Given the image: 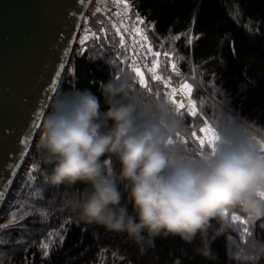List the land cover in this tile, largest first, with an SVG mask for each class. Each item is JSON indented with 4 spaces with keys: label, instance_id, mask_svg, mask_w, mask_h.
<instances>
[{
    "label": "trees",
    "instance_id": "trees-1",
    "mask_svg": "<svg viewBox=\"0 0 264 264\" xmlns=\"http://www.w3.org/2000/svg\"><path fill=\"white\" fill-rule=\"evenodd\" d=\"M101 2L112 15L125 16L129 26L145 33L147 40L140 45L146 62L152 68L158 61L157 70L169 86L151 76L145 78L126 41L121 47L122 37L94 8L83 21L92 30L91 36L85 41L78 35L49 112L62 93L73 89H89L104 107L101 83L130 73L136 88L168 99L173 89H179L188 106L176 111L189 133L195 130L198 137L204 122L210 125L218 112L221 118L247 120L264 129V0ZM135 40L131 39L137 43ZM137 68L147 88L140 86L134 71ZM185 83L192 88L196 117L188 113ZM185 140L189 147L198 144L192 135ZM35 153L36 145L1 208L0 264H264V218L252 224L239 220L230 225L213 219L203 238L197 234L188 242L179 235H161L143 249L125 234L79 222L62 207L64 188L55 189L43 182ZM84 187L78 184L70 191ZM45 243L47 249L42 247ZM204 244L210 257L199 251Z\"/></svg>",
    "mask_w": 264,
    "mask_h": 264
},
{
    "label": "clouds",
    "instance_id": "clouds-1",
    "mask_svg": "<svg viewBox=\"0 0 264 264\" xmlns=\"http://www.w3.org/2000/svg\"><path fill=\"white\" fill-rule=\"evenodd\" d=\"M134 80L102 82L104 107L89 89L64 92L47 114L35 159L45 185L64 188L62 207L142 249L161 235L203 238L213 219L264 218V129L218 112L211 143L189 147L170 100ZM199 251L210 257L207 244Z\"/></svg>",
    "mask_w": 264,
    "mask_h": 264
},
{
    "label": "water",
    "instance_id": "water-1",
    "mask_svg": "<svg viewBox=\"0 0 264 264\" xmlns=\"http://www.w3.org/2000/svg\"><path fill=\"white\" fill-rule=\"evenodd\" d=\"M96 0H0V212ZM1 219V218H0Z\"/></svg>",
    "mask_w": 264,
    "mask_h": 264
},
{
    "label": "snow or ice",
    "instance_id": "snow-or-ice-1",
    "mask_svg": "<svg viewBox=\"0 0 264 264\" xmlns=\"http://www.w3.org/2000/svg\"><path fill=\"white\" fill-rule=\"evenodd\" d=\"M125 7H127V5H125ZM140 22L143 23V21H140ZM117 32H119V29L117 30ZM93 35H95V34H93ZM87 39H88V37L85 36V37H84V40H87ZM97 39H99V37H97ZM143 39L146 41V40H147V37L145 36V37H143ZM84 40H82L81 43H83ZM120 45H121V47H124V40H123V38H121V40H120ZM147 50H148L149 52L152 51L151 45L148 46V49H147ZM153 55L158 57V56H159V53H153ZM154 65H155V66H158V61L154 62ZM172 68H173L174 71L176 70V65H175L174 63L172 64ZM134 71H135L136 76L139 77V84H140V86H141V87H144V88H147V82L145 81L142 72H141L138 68H137V69H134ZM152 78H153L154 80H157V81H160V80L162 79V77L159 76V75H153ZM164 86H165V87H168V86H169V85H168V82H165V83H164ZM183 88L188 90V92H187L188 100H189L188 113H189L191 116L196 117V116H197V105H196L195 100H193V99L191 98V92H192L191 85L185 83V84L183 85ZM149 91H150V89H149ZM175 93H176V90L173 89V90H172V93H171L170 96H169V100H170V102H171L172 104L176 105V110H177V111H180V109H183V108L185 107V105H184L183 102H179V103H178V102L175 100V98H174V97H175ZM204 124H205V126H204V127H201V128L199 129V131H200L201 133H204V134H205V138H204V139H201L200 137H198V136H197V133H196L195 130L192 131V136H193V137H196V139L199 140V144H200L202 147L205 145L206 142L210 144V143H211V140H212L211 126L207 123V121H205ZM245 231H247V229H245ZM61 239H62V238H61ZM42 247H43L44 249H47V248H48V244L45 243V244L42 245ZM47 254H48L47 251H45V252H44V255H47Z\"/></svg>",
    "mask_w": 264,
    "mask_h": 264
},
{
    "label": "rangeland",
    "instance_id": "rangeland-1",
    "mask_svg": "<svg viewBox=\"0 0 264 264\" xmlns=\"http://www.w3.org/2000/svg\"><path fill=\"white\" fill-rule=\"evenodd\" d=\"M101 1H103V0H101ZM101 1H99L98 2V4L97 3H95V5L93 6V9L94 8H96V10H98L99 12H101L103 15H105V18H106V20H108L109 22H110V24L112 25V27L114 28V32L116 33V34H118V36L119 37H122V35L124 34V35H128V34H131L130 32H136V35H135V37H133L132 36V39L133 40H135V41H137V43L138 44H142L143 45V35L145 34V33H143L142 31H140L139 30V28H137V29H135V28H133V27H131V26H129L128 25V23H127V21H113L112 19L113 18H115L116 16H114V15H112L111 14V11L110 10H108L104 5H102L103 3L101 2ZM93 9L92 10H90L89 11V15H92V11H93ZM112 16V18H111V16ZM84 19H85V17H84ZM84 19H83V21H84ZM82 21V23H81V26H80V28H79V32H78V35H80L81 37H85V36H87L88 37V39L90 38V36H91V29L89 28V27H87L86 25H85V22H83ZM119 29V32H117V30ZM102 34L105 36V30H102ZM132 35V34H131ZM123 40L124 41H126V39L125 38H123ZM86 41V40H85ZM84 43V42H83ZM83 43H81V42H79V43H77L79 46H81ZM122 69H123V67H122ZM152 69H157V67L156 66H154V67H152ZM66 71V70H65ZM158 71V70H157ZM158 73H159V75H161V73L158 71ZM64 77V76H63ZM146 78V77H145ZM147 79V78H146ZM62 80H63V78L61 79V82H62ZM61 82H60V84H61ZM59 84V85H60ZM179 97H181L179 94H175V100L179 103L180 101H178V98ZM188 104V103H187ZM184 105H185V103H184ZM187 105H185V107H186ZM184 107V108H185ZM45 119V118H44ZM44 122V121H43ZM43 122L40 124V126H39V129H38V131H37V136H36V142H35V144H34V147H35V145H36V143H37V141L39 140V138H40V135H41V132H42V127H43ZM200 138L201 139H204L205 138V134L204 133H201V135H200ZM197 143L199 144V140H197ZM207 143V142H206ZM34 149V148H33ZM32 149V150H33ZM32 150L30 151V154H31V152H32ZM30 154L28 155V157H27V159L25 160V166H27V163H28V161L30 160ZM24 169V168H23ZM0 218H2V217H0Z\"/></svg>",
    "mask_w": 264,
    "mask_h": 264
},
{
    "label": "built area",
    "instance_id": "built-area-1",
    "mask_svg": "<svg viewBox=\"0 0 264 264\" xmlns=\"http://www.w3.org/2000/svg\"><path fill=\"white\" fill-rule=\"evenodd\" d=\"M111 16V15H110ZM112 18V16H111ZM113 21H125V18L123 15L120 16H116L115 18L112 19ZM131 34L126 35H122V38L126 39V43L128 44V47L130 49V51L132 52V54L134 55L137 63L139 64L141 70L144 73V76L147 78L148 76L153 77V75H159L158 71L156 69H151L149 67V65L146 62V56H145V49L142 45L136 43V42H132V36L135 37L136 32H130ZM144 37V35H143ZM121 65H124V61L120 60ZM160 76V75H159ZM161 83L164 85V81L161 79ZM177 94H179L181 96L180 99H178V101L183 102L184 103V97L181 95L180 92H177Z\"/></svg>",
    "mask_w": 264,
    "mask_h": 264
},
{
    "label": "bare ground",
    "instance_id": "bare-ground-1",
    "mask_svg": "<svg viewBox=\"0 0 264 264\" xmlns=\"http://www.w3.org/2000/svg\"><path fill=\"white\" fill-rule=\"evenodd\" d=\"M124 18H125V16H124Z\"/></svg>",
    "mask_w": 264,
    "mask_h": 264
}]
</instances>
